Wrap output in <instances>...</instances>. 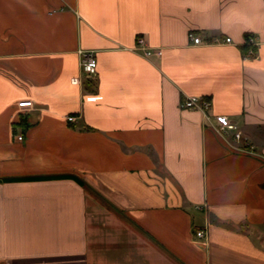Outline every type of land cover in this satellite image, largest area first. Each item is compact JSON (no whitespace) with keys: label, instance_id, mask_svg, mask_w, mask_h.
Instances as JSON below:
<instances>
[{"label":"crops","instance_id":"0c3cea01","mask_svg":"<svg viewBox=\"0 0 264 264\" xmlns=\"http://www.w3.org/2000/svg\"><path fill=\"white\" fill-rule=\"evenodd\" d=\"M0 264H264V0H0Z\"/></svg>","mask_w":264,"mask_h":264},{"label":"built area","instance_id":"2783aa9c","mask_svg":"<svg viewBox=\"0 0 264 264\" xmlns=\"http://www.w3.org/2000/svg\"><path fill=\"white\" fill-rule=\"evenodd\" d=\"M189 37L196 44L210 42L208 40H203V38L199 34H196L194 31L189 32ZM214 41H216V42L221 41V39L216 38ZM224 41L230 42L231 37L224 38ZM254 41H255L254 38L251 36H249V38L247 39V42L251 45V47L245 53L247 56L255 53V50L253 48V46L255 45ZM136 48L141 49L146 56H150L152 54H159L160 53L159 49H153L149 45L146 37L143 35L138 37L137 43H136ZM78 53L80 56L81 70L84 73V75L87 77H95L97 75V64H98V62H97V58H96L94 52L79 49ZM71 82L77 84L80 82V79H79V77H73V78H71ZM31 102L32 101H30V100H23V101L19 102L18 104H19V106H28L31 104ZM211 104H212V101L208 96L197 95V96H190V97L184 99L180 105L183 108H199V109H202L204 111H207L210 109ZM67 119L73 120L74 116L69 115V116H67ZM215 119L219 124L218 129L220 131L224 132L227 130H233L235 132L234 136L236 139L239 140L242 138L241 133L239 131H237V128H238L237 124L232 122L227 115L217 114L215 116ZM17 138L19 140H21L23 138V136L18 135ZM196 233H197V236L203 237V236H205L206 232H205V229H199V230H197Z\"/></svg>","mask_w":264,"mask_h":264},{"label":"trees","instance_id":"16d2710c","mask_svg":"<svg viewBox=\"0 0 264 264\" xmlns=\"http://www.w3.org/2000/svg\"><path fill=\"white\" fill-rule=\"evenodd\" d=\"M249 36V34H246V39H248ZM250 47L251 45L246 41L243 45H241V50L246 53ZM21 124H23V128L28 126L27 119L25 117H22Z\"/></svg>","mask_w":264,"mask_h":264}]
</instances>
